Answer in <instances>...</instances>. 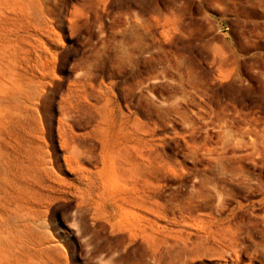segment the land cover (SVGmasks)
Listing matches in <instances>:
<instances>
[{"label": "rangeland", "instance_id": "1", "mask_svg": "<svg viewBox=\"0 0 264 264\" xmlns=\"http://www.w3.org/2000/svg\"><path fill=\"white\" fill-rule=\"evenodd\" d=\"M0 264H264V0H0Z\"/></svg>", "mask_w": 264, "mask_h": 264}]
</instances>
